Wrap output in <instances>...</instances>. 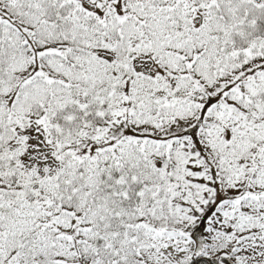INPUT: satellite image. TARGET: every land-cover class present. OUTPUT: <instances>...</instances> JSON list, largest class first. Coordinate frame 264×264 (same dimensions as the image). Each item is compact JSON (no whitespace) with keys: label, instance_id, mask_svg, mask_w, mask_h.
I'll use <instances>...</instances> for the list:
<instances>
[{"label":"snow or ice","instance_id":"6c2138e0","mask_svg":"<svg viewBox=\"0 0 264 264\" xmlns=\"http://www.w3.org/2000/svg\"><path fill=\"white\" fill-rule=\"evenodd\" d=\"M0 264H264V0H0Z\"/></svg>","mask_w":264,"mask_h":264}]
</instances>
